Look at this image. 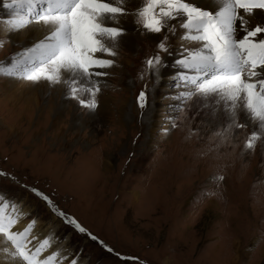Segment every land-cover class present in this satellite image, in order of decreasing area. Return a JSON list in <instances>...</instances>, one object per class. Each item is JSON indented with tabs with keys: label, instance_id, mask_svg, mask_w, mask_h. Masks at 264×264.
<instances>
[{
	"label": "rangeland",
	"instance_id": "374dc122",
	"mask_svg": "<svg viewBox=\"0 0 264 264\" xmlns=\"http://www.w3.org/2000/svg\"><path fill=\"white\" fill-rule=\"evenodd\" d=\"M136 19L134 47L120 38L117 55L104 57L114 65L99 69L108 75L94 77V111L79 103L89 99L83 91L73 99L63 84L0 74V195L53 236L62 264H233V245L239 264H264L263 137L245 148L259 129L238 118L243 127L215 135L232 121L208 120L213 105L195 96L177 110V63L159 73L169 50L158 44L170 31L148 32ZM4 36L0 27L6 66L25 47Z\"/></svg>",
	"mask_w": 264,
	"mask_h": 264
},
{
	"label": "snow or ice",
	"instance_id": "6c2138e0",
	"mask_svg": "<svg viewBox=\"0 0 264 264\" xmlns=\"http://www.w3.org/2000/svg\"><path fill=\"white\" fill-rule=\"evenodd\" d=\"M124 3L125 0H7L3 7L9 10L10 17L4 24L9 30L36 23L43 26L46 34L13 56L9 64L0 65V74L34 83L43 80L50 85L63 84L73 99L83 91L89 99H80L79 103L94 111L96 94L101 90L100 81L94 77L108 75L99 69L115 63L104 57L117 55L115 45L124 29L116 22L128 14ZM257 9L264 10V0H214L212 10L195 6L190 0H143L132 13L136 23L151 33L174 32L176 25L171 22L179 21L183 29L180 38L197 42L192 47L182 45L181 58L176 61V86L184 89L176 97L180 101L176 108L179 110L194 96L205 104L211 102L213 111L222 107L232 122L216 132L217 136H224L233 126L243 127L236 123V116L238 109H246L259 129L245 141L248 150L264 137V20L250 25L247 18ZM166 39L164 36L158 44L164 51ZM145 63L151 70L160 63L159 54ZM137 99L143 108L145 92L141 91ZM44 199L52 205L46 196ZM57 214L66 218L63 212ZM25 215L16 202L0 195V236L10 245L0 250L5 258L21 264H62L68 257L59 250L42 257L54 238L49 234L38 239L33 232L34 219L22 229H15ZM67 222L80 233L86 232L75 220ZM33 241H37L35 245ZM70 264H78V258L73 257Z\"/></svg>",
	"mask_w": 264,
	"mask_h": 264
},
{
	"label": "bare ground",
	"instance_id": "6f19581e",
	"mask_svg": "<svg viewBox=\"0 0 264 264\" xmlns=\"http://www.w3.org/2000/svg\"><path fill=\"white\" fill-rule=\"evenodd\" d=\"M140 1L141 0H125V3L122 6L125 7L127 9V11H129V10L130 11L128 12L127 15L121 16L119 18V20L116 22L124 29V35L121 38L123 39V41L125 42V45H127V46L133 45V47H134L135 41H137L136 40V38H137L136 36H138L137 28H136L135 23L133 21L134 15L132 13L138 7H140L139 6ZM190 2H192L195 6L205 8L206 10H212L214 7V0H190ZM4 3H5L4 0H0V19L3 18L4 19L3 21H6L10 17V12H9V10H7L3 7ZM247 18L250 22V25H254L256 23H259L262 20H264V10H259V9L254 10V13ZM171 23L175 24L176 27H175V31L174 32L170 31L169 35L167 36V39L164 40L166 48H168V50H169V53L167 54V57H165V58H167V61L163 62V66L160 68V71H159L160 76L162 78H165L166 74L171 73L173 71H176V70H172L171 64L176 63V61L181 58V53L183 52L182 45L187 46V44H191L188 47H192L197 43V42H191V41H183L180 38L181 35H177L178 33L182 34V32H183V29H181L179 27V21H172ZM0 27H1V33L2 34H4L5 36L7 34H9L8 37L12 38L14 42L19 43V44H16V45H18V47H19V45H22L25 48L29 47L30 45H32L33 43H35L36 41L41 39L46 34L43 26L36 24V23L32 24V25H28V26H26L20 30H9L6 27V25L4 24V22H2ZM5 36H4V38H5ZM162 39H163V36H162ZM18 47L17 48L15 47L14 50L18 49ZM161 65H162V63H161ZM14 87L16 88V85ZM213 112H214L213 116H212V112H210L211 114H209V115H211V116H209L208 120L212 121V120H215L216 117H219L221 119V121L223 120V122L221 124L222 127H223V125L225 126L227 122L231 121V117L223 111L222 107H217L216 110ZM238 118H240V119L243 118L242 120L246 119V120L250 121V123L255 127V129L258 128L254 124V122L251 120L249 114L247 113V110L242 108V107L237 110L236 119H238ZM263 139H264V137H263ZM135 199H137L136 193H135ZM22 219L15 225V229H22L26 225ZM43 231H44V229H43ZM33 232L36 234L38 239H43L46 236V234L44 232L43 233L38 232V230H36L35 228H34ZM33 242L36 243L37 241H33ZM0 243H3V244L5 243L6 247L8 246V244L6 243L5 240L0 239ZM54 249H55V246L52 245L51 248H49L47 251L42 253V257L49 255L51 252L55 251ZM233 250H234L233 252H235V256L232 257V263L233 264H239L244 253H243V251H240V246H237V245H235V247L233 245ZM2 254H4V253L3 252L0 253V258L2 257ZM60 254L62 255V252H60ZM0 264H21V261H19V260L14 261V260L6 259L4 257V259H0Z\"/></svg>",
	"mask_w": 264,
	"mask_h": 264
}]
</instances>
